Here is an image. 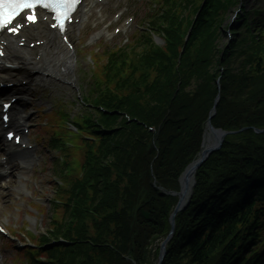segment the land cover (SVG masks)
I'll use <instances>...</instances> for the list:
<instances>
[{
  "label": "trees",
  "instance_id": "trees-1",
  "mask_svg": "<svg viewBox=\"0 0 264 264\" xmlns=\"http://www.w3.org/2000/svg\"><path fill=\"white\" fill-rule=\"evenodd\" d=\"M151 1L144 29L128 45L106 49L105 63L97 59L84 112L73 121L77 132L66 130L67 108L55 110L43 127L52 148L66 157L61 167L56 162L61 181L53 185L54 217L36 249L14 260L158 264L178 202L168 192H179L182 173L198 158L220 93L213 126L251 129L228 136L198 171L164 264H264V133L253 130L264 128V17L258 25L244 16L229 29L226 16L239 0H206L185 43L204 0ZM243 26L248 33L236 34ZM227 30L234 39L225 47ZM236 58L239 75L226 67ZM196 79L186 99L181 92ZM59 240L64 243L46 248Z\"/></svg>",
  "mask_w": 264,
  "mask_h": 264
},
{
  "label": "rangeland",
  "instance_id": "rangeland-1",
  "mask_svg": "<svg viewBox=\"0 0 264 264\" xmlns=\"http://www.w3.org/2000/svg\"><path fill=\"white\" fill-rule=\"evenodd\" d=\"M148 2L149 0L109 1L108 4L101 7L100 10H102V13H100V11L94 13V19H92L90 22L86 21L83 23L82 28H80V31L76 33V36L71 37L76 45V78L74 79V82L71 78L69 81H57L52 79L53 81H50V84L47 85L33 84L29 86L30 96L25 97L27 103L24 105L22 110L28 115L27 123L32 126L31 133L27 136V138H29L34 143L36 142L37 145L33 154V157L35 158V165L31 171L26 170L24 173H20L18 163L14 162V168L16 169L14 170L15 173L12 175V177L8 176L6 179L0 180V222L5 223L10 232V236L6 237L9 241L8 243L6 242L7 239L5 240L2 236H0V264H25L24 262L26 261L23 262V259L15 261L12 260L17 252L20 254L25 251V245L28 244L27 240H22V238H24L23 231L27 235H31L32 240L35 242V240L38 239L40 235H44L47 232L49 229L50 220L52 217H54L52 203L55 200L56 194L53 185L59 180L55 168V166H57L56 160L59 159H56V156L59 155V152L47 145V139H43L44 136H42L40 133L41 131L45 135V132L42 131V127L44 126L43 124H45L46 118L50 119V115L55 109L62 113L64 110H66V108H70L71 111L76 114V117L84 112L83 100L84 97L87 96L91 87V79L94 71H96L99 67L97 60L96 62L94 61L95 57L101 55L100 58H102V62L105 63V49L111 48L112 50H115L117 47H123L131 42V39L135 34L134 31L138 29L139 26H145V20L142 17H146V11L148 10L146 3ZM256 11L261 13V16L259 14L257 15ZM116 12H123V17L117 24L114 23L112 26H110V24L115 21L114 14H116ZM240 14H242V19L244 16H246V18H253L252 20L256 21V23L259 25L260 22H262L261 18L264 17V0H239V4H237V6L233 7L232 10L228 12L225 24H231L232 26H238L239 24H242L244 19L242 21L238 19ZM128 16H134V22L126 27L123 32L115 34V27L122 25L121 22ZM257 24H254V27H257ZM107 26L110 27L104 29ZM244 26L240 28V30H235V33L241 34L243 31L246 32L248 28H244ZM233 32L234 30L226 31L227 35L225 36L223 46L228 47V44L233 41ZM92 34L94 35L91 36ZM94 36H100L101 38L98 42H95L93 40ZM34 55L35 53L33 54V57ZM239 62H242V60L239 58L232 59L230 61L231 65L226 67L232 69L235 75H239L240 69L242 68V65ZM211 69L212 66H209L207 72H209ZM225 69L226 68H220L222 74ZM221 78L222 76H220L217 80L218 89L221 88ZM196 83H199L197 79L194 81V83H191L184 92H181L180 82L176 92H181L183 96H187L186 99H189L197 89ZM218 96H220V93L217 95V97ZM173 98H175V96H173ZM189 104H192V102ZM43 110L45 112L44 115H46V118L40 119L38 114H40ZM68 122L69 126L67 124L66 128L68 127V129L66 130L75 128L73 123L70 121ZM208 122L209 119L207 123ZM210 122L212 123V119ZM57 126L59 127L60 123H58ZM119 139L122 142L121 137H119ZM197 159L190 162L188 166H190ZM19 187L20 190L18 191L17 188ZM33 206L37 207V209H33ZM176 206L170 215L173 214ZM41 209H43V212ZM144 212L150 214L146 210H143L142 214Z\"/></svg>",
  "mask_w": 264,
  "mask_h": 264
},
{
  "label": "bare ground",
  "instance_id": "bare-ground-1",
  "mask_svg": "<svg viewBox=\"0 0 264 264\" xmlns=\"http://www.w3.org/2000/svg\"><path fill=\"white\" fill-rule=\"evenodd\" d=\"M79 29H80V25L71 26L69 31L70 35L75 37L76 33L79 32ZM24 35L31 37L41 35V37L43 38L42 40H45L46 44L38 48V51L41 50L39 53L38 60L37 59L35 60L34 58H32V56H30L32 51L29 48L19 49L14 52L9 51L8 61L10 63H15V69L6 70L4 68H1L0 76L4 78H8L9 80L17 84L11 89V92H14L15 95H18L21 98L29 93L30 89L28 86L30 84L47 85L50 84L49 83L50 81H53L52 79H55L57 81L58 80L69 81L70 78L74 82V79L76 78L75 76L76 53L73 50L71 51L70 48L66 46V44L60 39L59 34L57 32L50 31L46 24L41 23L37 27H31L27 29ZM21 54L25 56L24 63H28V65L23 64L21 62V59H19V55ZM51 75L54 77L52 78ZM22 81H25L26 83L22 85L21 84ZM21 101L23 102L24 99H21ZM22 107L23 104L19 105L15 110L14 119L15 117H17V120L15 121L17 128H20L21 126L20 123L28 118L25 112H23V110L21 109ZM257 134H262V133H257ZM0 135H2L1 132ZM11 150H12L11 146H8L7 149L5 148V151H7L11 155L10 160L16 161L19 164L22 172L27 170L30 164L33 165L31 152L22 153V151H17V150H13L11 152ZM0 170H1L0 178L5 177L7 171H5L1 166H0ZM17 190L19 191L20 187L17 188ZM188 208L185 211L179 212L178 215L186 212ZM178 215L176 216V219ZM167 255H168V251L165 256V259Z\"/></svg>",
  "mask_w": 264,
  "mask_h": 264
},
{
  "label": "water",
  "instance_id": "water-1",
  "mask_svg": "<svg viewBox=\"0 0 264 264\" xmlns=\"http://www.w3.org/2000/svg\"><path fill=\"white\" fill-rule=\"evenodd\" d=\"M192 29L193 28H191L189 35L186 38V42L188 41L192 33ZM219 100H220V96L217 97L215 106L211 110L200 156L196 161H194L190 166H188V168L183 173L180 179V192L173 193V195H176L179 197V201L170 218L171 226H172L171 233L161 245L159 264H163V261L167 254V245L174 237L175 226H176V223H175L176 216L178 215L179 212L185 211L191 204V201L194 196V191L196 188V183H197L196 174L198 170L207 162V160L210 158L212 154L220 151L223 148V145H224V142L227 136L238 133V132H226L222 129H217L210 122V120L213 119L217 114L216 108L219 103ZM247 129L249 128H245L242 131H245ZM254 131L256 133H264V129L255 128ZM143 214L146 219H149L150 216L148 213L144 212Z\"/></svg>",
  "mask_w": 264,
  "mask_h": 264
},
{
  "label": "snow or ice",
  "instance_id": "snow-or-ice-1",
  "mask_svg": "<svg viewBox=\"0 0 264 264\" xmlns=\"http://www.w3.org/2000/svg\"><path fill=\"white\" fill-rule=\"evenodd\" d=\"M78 3L79 0H0V29L7 28L26 9L33 10L27 19L33 23L36 22L35 9L39 6L54 11L58 27L63 30L65 21L70 19ZM9 30L15 32L18 29L10 28Z\"/></svg>",
  "mask_w": 264,
  "mask_h": 264
}]
</instances>
